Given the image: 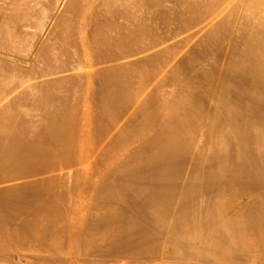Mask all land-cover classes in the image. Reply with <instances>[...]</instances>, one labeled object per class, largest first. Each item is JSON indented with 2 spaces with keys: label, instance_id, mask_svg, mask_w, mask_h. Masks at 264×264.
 <instances>
[{
  "label": "bare ground",
  "instance_id": "1",
  "mask_svg": "<svg viewBox=\"0 0 264 264\" xmlns=\"http://www.w3.org/2000/svg\"><path fill=\"white\" fill-rule=\"evenodd\" d=\"M103 15L104 20L98 18ZM54 19L58 21L55 27L50 26ZM91 20L93 41L115 56L123 48H141L161 32L176 31L191 21L215 26L194 54L199 56L194 60L198 61L196 69L201 64V76L188 80L185 71L174 70L153 91L152 98L166 92L164 99L170 100L148 115L139 136L143 142L121 172L122 180L134 181L107 185L111 195H106L105 202H114L116 209L98 218L90 215L87 228L82 223L89 217L78 211L83 222L74 216L63 229H80L65 233L71 232L66 237L70 239L67 251L60 238L66 235H61L64 245L57 241L65 250L58 251L65 252L68 264L87 263L89 259L82 261L84 254L103 257L108 246V253L109 249L118 255L126 251L136 257L162 246L165 255L178 264H264V0H0V49L4 51H0V102L28 82L24 80L27 73L34 79L47 77L42 69L46 73L51 69L49 76L60 73L76 55L78 44L84 48L86 65L91 55L84 28ZM49 27L53 30L45 37ZM42 39V47L34 52ZM133 64L115 66L102 74L101 118L108 113L112 117L109 114L105 120L115 118L125 103L143 93L155 73L152 63ZM77 83L65 78L30 85V94L24 98L32 103L25 106L27 100L23 104L21 96L18 100L23 106L17 100L0 108V184L46 172L57 158L69 157L78 135L83 148L90 120L85 113L83 130L76 128ZM88 155L83 153L85 158ZM32 179L0 189V254L15 249L12 239L26 242L20 244L24 248L29 242L46 241V233L52 234L66 213V207L59 204L60 209L53 198L45 200L51 203L38 204L44 188ZM68 217L70 221L71 214ZM42 222L46 226L41 230ZM87 229L100 236L91 234L89 239V234L85 242L87 232L82 236ZM149 238L152 242L146 246ZM101 241L106 247L100 246Z\"/></svg>",
  "mask_w": 264,
  "mask_h": 264
},
{
  "label": "rangeland",
  "instance_id": "2",
  "mask_svg": "<svg viewBox=\"0 0 264 264\" xmlns=\"http://www.w3.org/2000/svg\"><path fill=\"white\" fill-rule=\"evenodd\" d=\"M64 8H65V6H64ZM64 8H63V11L65 10ZM60 14H62V13H59V15ZM58 17L59 16L57 15L56 18L59 20ZM98 18L101 20H104L105 16L103 15L101 18L100 17H98ZM55 19L53 20L55 24L51 23L50 26L55 27L56 23L58 22V21L55 22L57 20V19L56 20ZM198 21H196V22L191 21L192 24L190 22V24H188L187 26L185 25L186 27L184 26L185 28L183 26L181 28H176L175 29L176 31H174V29L172 31H169V32L163 31L159 34V36L157 37L156 40L152 41L148 45L143 46L141 48H138V47L137 48L127 47L125 49L123 48L122 49L123 52H119L115 56L116 53L105 52L102 48H100L93 41V39L91 37V32L93 31V21L91 20V22H88L84 28V36H85V39L87 41V45H88L87 48H88L89 54L91 55V60H90L91 62L89 61L85 65L86 56H85V53L83 52L84 48L82 47L81 44H78V47H77L76 53H75L76 55L71 60L67 61L64 64V68L60 69L62 71H63V69H65L63 72L60 71V73H57V74L52 73L53 75L49 76V74H51L50 73L51 69H48L49 73H48V71L46 73V70L42 69L41 70L42 74L43 73L47 74V77L45 76V77L36 78V79H34L35 77L33 76L32 73H27V78H24V80H26L28 82L26 84H24L22 87L18 88L16 91L7 94L6 99L3 100L2 102H0V108H1L2 106L9 104V103H13V102L17 103L16 101L18 100V98L23 96V98H21L23 100V104H24V101H26V100L28 102V103L25 102L24 105L26 106L30 102L32 103V101H30L29 99L24 98L26 96H29L27 94H30V92L28 91L30 88L28 89L27 88L28 86L40 84V83L51 81V80L53 81V80H58V79L60 80V79L70 78V79H75L78 81V83L74 89L78 92L77 94L80 96L79 103L77 105V107H78L77 111L78 112H77V117H76V123H77L76 128L79 129V131H80V129L83 130V128H84L83 123H84V119H85L84 114L85 113L89 114V120H90V123H88V125H87V130L88 131L90 130V131H89V134L87 135L86 144H83V148L80 147L81 141L79 140V138H81V137H79L80 135H78L77 137H79V138L76 137L75 149L71 152V154L69 155L68 158H66V159H61V158L58 159L57 158L54 165L48 166V168L46 169L47 171L44 173L42 172L43 175H42V173L32 175L33 176L32 180H35V181L37 180L38 183H41L40 185H42V187L44 188L43 189L44 191L42 190L43 193L40 195V197H42V198L39 197L41 200L40 199L37 200L38 204H43L44 202L51 203V201H45V200H51L53 198V200H52L53 202H54V200L59 201V203L54 202V204H58V207H60V209H62L63 207L67 208L69 205H71L70 206L71 208L69 207L68 208L69 210L65 208L64 211H66V213L62 210L63 211L62 214H64V213L65 214L61 216V218H60L61 222H59V220H57V222L59 224L55 223V224H57L56 226H54V229L56 228V230L54 231L55 233L53 232L51 234L47 230V232L49 234L48 233H46V234H47V237H49V239H47L46 241L42 240L41 243L36 242L35 244H33V242L32 243L29 242L30 245L32 244L33 246L31 245L29 247V243H27V245H25L26 247L24 248V246H22V245L20 246V244H25L26 242H23V241L21 242V241H19V239H17L19 242L17 240L15 241V239H12V240L10 239L12 242L11 247H12V245L16 244L18 249H17L16 245H15V249L17 251L14 249V247L11 249L10 247L7 246L12 251L11 250L10 251L5 250L4 252H2L0 254L1 255L0 256V262H1L0 264H2V263L3 264H38V262L40 264L41 263L42 264H61V263L62 264H68L67 260L63 256V255H65L64 254L65 252H63L65 249L61 248V245H62L61 243L65 242L66 245H64V243H63V245H64V248H66V246H67V248L65 250V251H67L68 245H69L68 242H70V239L68 240V238H66V237H67V235H71L70 234L71 232H69L68 234H65V233H67L69 230L72 231L73 228H75V227H70L71 229L68 228L69 230L67 232H64L63 228L65 227V225L68 226V222H69V224H71L70 222H72L74 219H76L74 216H76V217L79 216L78 211L80 213H82V215L80 214L81 216L84 215V217L85 216L89 217L91 215L92 218H95L97 215L96 218H98V217H101L103 214H107L108 212L112 211V209H113L112 207H117V206H115L116 204L114 205V202L111 201L112 203L111 202L109 203L108 199H107L108 202L107 201H106L107 203L105 202L106 195L107 196L111 195L110 194L111 191H110V189L107 188V185L109 183L113 184L115 182L113 184V186L114 185L116 186V183H118L117 185H119L120 181H124V182H121L124 184H125V182L127 183L129 181H134L130 178H128L126 180H122L123 179L122 178L123 173H121V172L123 171L124 167L127 164L132 162V160H130L131 156H129V155H131L132 152L134 153L136 151V149L139 150L138 147H140L141 143L143 142L142 141L143 137H139V136H140V133H141L142 128H143L142 125H143V123L146 122L148 115L150 113L153 114L157 110L159 111L161 108H164L165 103L170 100V98L164 99L166 92L162 93L160 96H158L156 98H152L153 91H157V88L159 86H161V83L165 82L167 77H169V75H171L174 72V70H182V72L185 71V75L186 76L189 75L188 77L185 76L186 79H188V80L191 78L193 79V77L195 78L199 74V67L201 66V64H199L197 69L195 68L196 64L198 63V61L195 62V60H196V58L198 60L199 56H194V54L196 55V53L198 51H200L201 47L199 45L202 43L203 38L205 39L206 37H209L206 35L211 34L209 32L213 31L212 28L214 29L215 24H213L214 26L209 25V27H208V25L205 26L206 21L200 20V22H199L200 24H198ZM51 28L52 27L48 28V31H47L48 34L45 33L46 34V35H44L45 37L47 35H49V33H50L49 31L51 30ZM25 29L27 30V28H25ZM179 29H182V30H179ZM52 30H53V28H52ZM45 39L41 40V42H40L41 44H39L40 46L38 45L35 48L34 52H37V49H40L42 47V44H43ZM196 45H197V48H196ZM0 51L2 53L4 52V51H2V49H0ZM35 54L36 53H34V55ZM25 59L30 60L28 58H25ZM31 63H32V61H31ZM31 63L29 66H31ZM127 63L128 64L134 63L133 65H136V64L143 65L145 63H148V64L152 63V64L156 65L154 67L155 73L148 80L147 87L145 88L143 93L138 98H136V100L134 99L135 101L132 100L133 102L131 101V103L127 102L130 104L125 103L122 106L123 108L121 107L119 109V111H118L119 113L115 112V114L116 113L118 114L117 116L114 115V117L116 116L115 118H112V119L110 118V119L105 120L106 119L105 117L109 118L108 115L110 113L105 115V117L101 118V115L104 116L102 114V111H101L102 108H100L101 105L99 102V99H100L101 94H102V89H103L102 81L104 80L102 78V77H104V76H102V74L104 73V71L109 70L115 66H119V65L127 66L128 65ZM26 64L28 65V63H26ZM125 64H127V65H125ZM190 66L193 67L192 70H190ZM185 68H186V70H185ZM194 69H196V70L193 71ZM200 70H201V68H200ZM187 71L190 74H188ZM51 72H53V71H51ZM198 76L200 77L201 75L199 74ZM173 87H175V86H173ZM170 89L174 90L175 88L171 87ZM36 90H35V92H36ZM26 91H28V93ZM35 92H33V93H35ZM40 92H41V90H40ZM38 93H39V91H38ZM85 98L87 99L86 102L84 100ZM22 100H18V102L20 101L22 104ZM87 103H88V106H87ZM23 104H22V106H23ZM98 114L99 115L101 114L100 117ZM110 116L112 117L111 114H110ZM99 118H101V119H99ZM100 120H102V124H104L103 125L104 127L103 126H101V128L99 127L100 126V123H99ZM98 124H99V126H98ZM102 128H103V130H102ZM84 152H89V155L87 158H85L83 156ZM40 175H41V177H40ZM32 176L25 177L24 179L19 178L20 181L14 180L15 182L14 181H12L13 183L9 182V185H7L8 183L0 184V189L3 190L5 188H8V186L11 187V186H16V185L26 184V182L30 183ZM29 177H30V179H29ZM38 179H40L41 182ZM35 181H32V182H35ZM40 185H38V187ZM42 187L40 186L41 189H42ZM45 187H46V189L48 188L47 191H45ZM90 187H91V189H90ZM110 187H112V185ZM96 189L101 194H99ZM94 190H96V191H94ZM107 190H109V191H107ZM92 191H94V193ZM90 192H91V194H90ZM96 192L98 193V195ZM107 192H108V194H106ZM62 194L64 196H66L65 201L70 200L69 203L68 202L65 203V201H64L62 204V201L64 200V198H63L64 196ZM79 194H80V197H79ZM86 194L87 195L89 194L88 197L86 196ZM92 197H93V199H92ZM108 197H106V198H108ZM62 198H63V200H62ZM57 199H59V200H57ZM91 201L93 202V204ZM59 204L62 205V208H61V206H59ZM82 204L84 205V207H82L83 206ZM91 204L93 207H92V209L89 210V207ZM95 204H97V205H95ZM104 204L105 205L107 204L108 206H105ZM110 204H112V205H110ZM95 206L96 207L98 206V208H94ZM73 207L75 208V210L73 209ZM79 207H80V209L76 210V208H79ZM100 207H101V209H100ZM103 207H105V208H103ZM83 208H86V209L84 210ZM81 209H83L84 212L83 211L81 212L80 211ZM114 209H116V208H114ZM67 210H68V212H67ZM98 212L101 214L99 215ZM68 213L71 214V218L73 216L72 219L70 218V221L68 220L69 219ZM75 213H76V215H74ZM65 218L67 221H65ZM77 218H80L81 221L83 222L82 217H77ZM90 218L91 217L85 218V219L83 218L84 219V223H82L83 226H86L85 221L87 222V220H89ZM63 222H64V225L62 224ZM60 223H61V225H60ZM41 224L42 225H40V224L39 225L41 226V230H42L43 228H45L44 226H46V225H44L45 222H42ZM40 226L38 227L39 231H41ZM58 226L61 228H59ZM67 226H66V229H67ZM86 228H87V226H86ZM77 229L79 230L80 228H77ZM57 230H59V231L56 232ZM87 230H89V229H87ZM87 230H85L82 237L85 236L86 232H87V235H86L87 239L89 237V234H90L89 239L93 238L92 237L93 235H94V237L100 236L98 234L95 235L96 232L95 233L93 232L94 233L93 234V233H91L92 231L89 230L90 231L89 232ZM49 231H51V230H49ZM74 231H72V233ZM60 233H62V234H60ZM56 234L59 236L57 237ZM91 234H92V236H91ZM50 235L52 236V239H51ZM61 235L62 236L66 235V236H64L65 238H63V237H60ZM81 235H82V233H81ZM54 237H56V238H54ZM59 237L61 239H63L62 240L63 242L60 241ZM98 237H96V238H98ZM86 238H84V240H86ZM53 239H55L56 241L59 240L61 243L58 241L55 242V240L53 241ZM89 239H88V241L86 240L85 242H89ZM10 240H9V243H10ZM146 240H148V239H146ZM105 241L106 240H104V242ZM150 241H151V239L148 241H145V245L149 246V243L151 244V242H152V241L151 242ZM47 242H49L50 244H46ZM53 242H55V245L53 244ZM36 244H38V245H36ZM56 244H58V246ZM100 244H102L100 246H104L105 243L103 244V241H101ZM106 244L104 247H106ZM35 245H36V247H34ZM83 246H81V247H83ZM44 247H45V249H47V248L48 249L42 250V248H44ZM60 248H61V250H63L62 251L63 253L59 252ZM108 248H109V246H108ZM108 248H107V250H105L106 248L103 249L105 252H107V254L102 251V254L104 253V256H103L104 258L102 256H100V257L96 256L94 258V257H90L91 256L90 254H87L86 256L84 254L82 261L85 262L87 259H89L88 261H86L87 263H85V264H93V263L95 264V263H97V261L100 262L97 264H103L104 261L105 262L109 261V262L104 263V264H108V263L109 264H113V263L114 264L115 263L116 264H173V263L178 264L177 261L173 262L172 258L170 259L167 255H165V253L167 254V252H165V250L163 249L162 246H160V248L157 246V249H156V247L153 248L154 253H152V251H153V249H152L149 251L151 253L143 252L141 254H138L140 257L139 256L136 257V255H133V254L131 255V253L126 252V251H124V252L122 251L123 253L118 251V253L119 252L121 253V254L119 253V255H118L117 252H114L111 249H109V251H111V252L108 253ZM13 249L16 252H14ZM58 249H59V251H58ZM81 249H84V248H81ZM85 249H86V251H89V250H87L88 247L87 248L85 247ZM36 250H37V252H36ZM158 250H159V253H158ZM160 250H163L164 252L160 251ZM43 251H45V252H43ZM47 251L49 252V254ZM54 251H57V252H54ZM81 251H83V250H81ZM90 252L91 251H89V253ZM113 252H114L113 256L115 258L112 257ZM125 252H126V254H125ZM162 252H163V254H162ZM6 253H7V256H6ZM8 253H9V255H8ZM57 253H60V254L62 253L61 257H60V254L58 255ZM85 253H87V252H85ZM115 253H116V255H115ZM108 254H110L109 256L111 258L108 256ZM123 254H125V255H123ZM127 254L129 255L128 257H127ZM32 255H34V256H32ZM55 255L57 258L55 259V257H54V259H51ZM117 255H118V257H117ZM120 255H122V256H120ZM132 256H135V257H132ZM166 256L168 257V259L166 258ZM59 258H61V259H59ZM136 258H137V260H136ZM96 259H97V261H95ZM99 259H101V260H99ZM47 260H48V262H47ZM92 260H93V262H92ZM65 261H66V263H65ZM8 262H10V263H8ZM69 264H71V263H69ZM79 264H84V263H79Z\"/></svg>",
  "mask_w": 264,
  "mask_h": 264
}]
</instances>
